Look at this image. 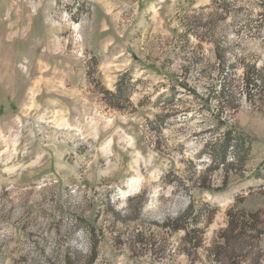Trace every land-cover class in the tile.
Instances as JSON below:
<instances>
[{"label":"rangeland","instance_id":"1","mask_svg":"<svg viewBox=\"0 0 264 264\" xmlns=\"http://www.w3.org/2000/svg\"><path fill=\"white\" fill-rule=\"evenodd\" d=\"M0 264H264V0H0Z\"/></svg>","mask_w":264,"mask_h":264},{"label":"trees","instance_id":"2","mask_svg":"<svg viewBox=\"0 0 264 264\" xmlns=\"http://www.w3.org/2000/svg\"><path fill=\"white\" fill-rule=\"evenodd\" d=\"M119 92H121V90L119 89L118 90ZM226 152H227V150H225V154H226ZM225 159H223V161H224ZM193 206L192 205H190L189 206V208L191 209ZM96 249H94V247L92 248V250H91V257H90V259L92 260V262H93V260H94V258L96 257V251H95ZM90 262V261H89Z\"/></svg>","mask_w":264,"mask_h":264}]
</instances>
